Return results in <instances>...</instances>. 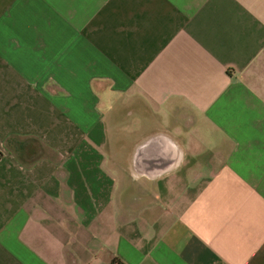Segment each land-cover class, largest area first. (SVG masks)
Returning a JSON list of instances; mask_svg holds the SVG:
<instances>
[{"label":"crops","instance_id":"0c3cea01","mask_svg":"<svg viewBox=\"0 0 264 264\" xmlns=\"http://www.w3.org/2000/svg\"><path fill=\"white\" fill-rule=\"evenodd\" d=\"M0 264H264V0H0Z\"/></svg>","mask_w":264,"mask_h":264},{"label":"trees","instance_id":"16d2710c","mask_svg":"<svg viewBox=\"0 0 264 264\" xmlns=\"http://www.w3.org/2000/svg\"><path fill=\"white\" fill-rule=\"evenodd\" d=\"M2 157V152H0V158ZM113 264H120V263H113Z\"/></svg>","mask_w":264,"mask_h":264}]
</instances>
